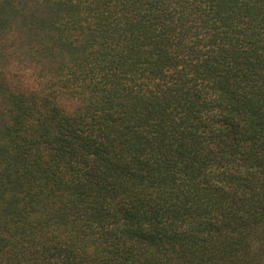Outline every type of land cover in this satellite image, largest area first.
Returning a JSON list of instances; mask_svg holds the SVG:
<instances>
[{"label": "trees", "instance_id": "trees-1", "mask_svg": "<svg viewBox=\"0 0 264 264\" xmlns=\"http://www.w3.org/2000/svg\"><path fill=\"white\" fill-rule=\"evenodd\" d=\"M0 264H264V0H0Z\"/></svg>", "mask_w": 264, "mask_h": 264}]
</instances>
